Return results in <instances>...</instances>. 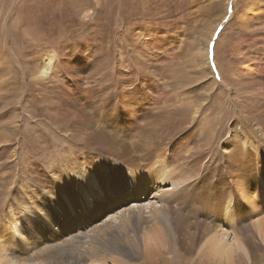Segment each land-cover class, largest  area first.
I'll use <instances>...</instances> for the list:
<instances>
[{"label":"rangeland","instance_id":"1","mask_svg":"<svg viewBox=\"0 0 264 264\" xmlns=\"http://www.w3.org/2000/svg\"><path fill=\"white\" fill-rule=\"evenodd\" d=\"M49 53L56 55L54 66L47 76H41L37 70ZM228 68L235 69V76L227 75ZM263 74L264 0H0V177L26 178L11 188L15 199L8 197V205L15 206L18 189L28 185L41 187L38 192L49 195L45 205L35 199L45 212H49L50 198L52 207L54 202L67 207L66 201H75L79 188H84L74 184L72 177L82 166L93 168L90 175H105L115 161L129 163L142 156V164L157 160L154 155L164 153L165 143L161 145L163 139L154 123L163 115V130L174 133L170 142L176 153L184 155L188 165L202 158V163H195L201 164L198 175L214 176L211 183L219 175L230 183L245 172L241 174L242 168L221 159L226 153L223 146L231 129L250 132L252 122L232 108L235 88L229 80L234 84L236 76H250L248 82H252ZM239 98L242 108L264 114V80ZM177 106L188 110L175 112ZM15 114L19 120L14 123ZM137 125L141 130H120ZM250 133L258 135L253 130ZM98 134L111 135L116 143L100 147ZM182 135L184 143L178 141ZM212 137L211 149L201 151ZM257 138L262 148L264 138ZM261 150L260 169L254 160L245 175L264 173V147ZM62 163L68 164L61 169ZM37 175H43L40 186L34 184ZM259 183L251 188L257 193ZM226 187L229 193L209 202L210 206H201L191 222L205 229L204 221L207 215L212 218L213 208L216 214L220 209L221 218L225 212L231 217L236 209V216L242 214L246 219L243 200L247 196L236 185L231 191ZM4 198L0 185V236L16 211L12 207L7 212ZM63 221L67 225L61 229L68 231L73 224ZM246 226L238 253L246 264H264L263 243ZM226 239L232 242L229 233ZM74 240L83 247L84 243ZM176 251L165 253L167 264H195V251Z\"/></svg>","mask_w":264,"mask_h":264},{"label":"bare ground","instance_id":"2","mask_svg":"<svg viewBox=\"0 0 264 264\" xmlns=\"http://www.w3.org/2000/svg\"><path fill=\"white\" fill-rule=\"evenodd\" d=\"M237 50L235 47V54ZM55 56L54 53L47 54L37 70L39 75L47 76L54 66ZM206 64V68H208L207 61ZM226 73L229 77L235 76V69L228 68ZM236 77L234 84L231 82V78L229 80L230 86L234 85L235 88V96L232 98V100L235 99V104L231 106L236 113L241 112L240 114L243 118L245 117L246 121L252 122L251 129L258 135L253 137L250 133L252 130L246 134L242 128L231 129L223 146L226 153L220 156L227 163L232 162V164L238 165L242 168L241 174L244 172L246 174L247 169L252 167V162L255 160L257 163L261 149L264 147L261 148L262 145L257 140V137L264 138V114H254L248 109L242 108L243 99L239 97L241 93L244 95L255 90V86L264 80V74L252 82H248L250 76H244L242 79ZM224 101L227 102V100ZM196 105L198 104L196 103ZM196 105H192V108ZM183 108L185 107L177 106L174 111L184 113L186 109ZM191 111L192 109L189 112L191 113ZM192 112L196 113L197 109L194 108ZM168 117L166 121L169 124L170 118ZM71 118L70 115L69 119L71 120ZM164 118L163 115L157 123H154L159 128L155 131L159 134L160 130L159 137L163 139L161 145L163 146L162 142L165 143L164 153L154 155L157 160L142 164L143 161H139L142 156L137 157L139 159L136 161L131 159L129 163H127L128 161L126 163L115 161L114 168H111L109 173L105 172V175H90L93 168L88 170L87 167L82 166L78 170L79 173L72 177H74V184L77 185L78 182L84 188H79V195L75 201L72 203L66 201L67 207L60 206L58 202H54L52 207V198H50L48 208H46V211L49 212H45L35 204V199H41L40 201L45 205V198L49 195L45 193V196L44 193L38 192V190H42L41 187L35 188L26 185L18 189L19 200H14L15 206L12 207L16 208V211L13 213L12 207L8 205V197H15L11 188L25 181V175L0 177V185L5 190V198L2 202H5L7 212H12V222L9 223L7 230L3 229L0 236V264H21L23 260H26V264H167L165 253L174 251V249H177L175 254L180 251L186 254L195 251L197 254L195 264H246V261L238 253L244 237L243 233H245L243 229L247 227L246 225H249L264 246V173L261 175V172L257 171L258 175H239L237 179L231 180L230 183L233 185L227 183L224 175H219V180L211 183L214 176L202 177V175H198V168L201 164L199 166L197 164L202 163V158L194 159V163L188 165L186 163L188 159L184 155L177 154L173 149L174 145L170 140L174 133L170 130H163ZM193 118V115L190 116V120ZM171 119L174 118L171 117ZM18 120L19 116L15 114L11 121L15 123ZM187 120L185 119L184 123ZM56 121H60V119L57 118ZM233 122H235L233 126L237 128L238 121L234 120ZM118 124L116 126H119ZM173 124L174 121L171 125ZM139 126L122 127L120 130H141ZM176 129L173 131L175 132ZM183 129L184 127L181 130ZM102 135H96L98 146L104 147V144L112 143L113 145L116 143L115 137H111V135L106 137L103 135V137ZM184 135L178 137V141L181 143L185 141ZM70 136L73 137L74 134L71 133ZM213 140L215 138H209L201 151L211 149L209 145H212ZM178 141L177 143L181 144ZM127 155L125 156L127 157ZM75 163L74 161L70 164ZM67 164L62 163L61 169L65 168ZM149 164L150 166H148ZM258 164L257 168H259ZM125 175L131 176L132 181L125 183ZM42 176L37 175L36 182L34 181L36 186L41 185ZM137 176H139V180L135 179ZM261 176L262 179H260ZM7 177L9 178L5 179ZM66 177L68 176L66 175ZM85 177H87L86 181ZM71 179L69 177L68 180ZM259 181L261 182L259 183ZM99 183L108 187L103 197L88 196L86 201L81 200L80 192L87 191L92 184ZM258 183L260 186L257 187L259 190L257 193L256 189L253 191L251 188ZM72 184H70V189L74 187ZM166 185H170V187ZM235 185L242 196H247L243 200V209H247L246 214H248L246 219L242 214L237 217L236 209L231 212V217H228L229 213L225 212L221 218L220 209L216 214L217 210L213 208L211 209L213 211L212 218L207 215L205 224L203 223L205 229L200 228L199 223L191 222L201 212V206H210L209 202L218 201L219 197L228 192L226 186L231 191L230 187ZM218 192L224 193L217 194ZM229 197L228 205L232 201L231 196ZM72 206L75 207L74 210L71 209ZM227 209L230 211V208ZM53 213H57L59 217L53 216ZM51 216H53V220ZM47 217H50L51 220ZM214 217L216 219L212 223ZM14 220H16L15 223ZM63 220H68L73 224L68 231L61 229L64 227L63 225H67ZM238 220L239 223H235ZM246 220L248 222L244 225L243 222ZM41 224H45L46 227L40 228ZM176 230L179 232L177 237ZM228 233L232 236V242L226 239ZM75 237L78 243H84L82 248L76 244ZM197 246L198 248H196Z\"/></svg>","mask_w":264,"mask_h":264},{"label":"snow or ice","instance_id":"3","mask_svg":"<svg viewBox=\"0 0 264 264\" xmlns=\"http://www.w3.org/2000/svg\"><path fill=\"white\" fill-rule=\"evenodd\" d=\"M229 11H231V8H229ZM212 47L211 45L209 46ZM132 177L125 175L124 182L128 183L132 181ZM135 179L139 180V176L135 177ZM87 180V177H85V181ZM107 186L99 183V184H92L87 191L80 193L81 200H85L88 196H96V197H103L107 191Z\"/></svg>","mask_w":264,"mask_h":264}]
</instances>
